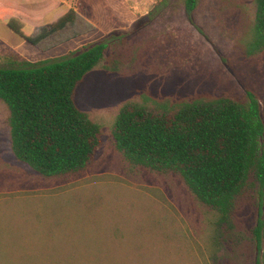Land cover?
Returning a JSON list of instances; mask_svg holds the SVG:
<instances>
[{"label":"rangeland","instance_id":"374dc122","mask_svg":"<svg viewBox=\"0 0 264 264\" xmlns=\"http://www.w3.org/2000/svg\"><path fill=\"white\" fill-rule=\"evenodd\" d=\"M253 1L198 0L189 18L186 0H154L128 15L99 0L90 19L96 30L47 52L3 28L2 44L19 51H0V66L61 60L127 33L117 48L125 58L121 70L93 72L85 87L102 120L144 94L244 97L247 89L257 92L264 118V52L243 53ZM33 30L26 22L23 32ZM258 213L255 195L242 210L249 238L230 264H264V243L259 249L250 232ZM211 216L180 176L134 166L109 138L90 170L64 180L18 163L0 128V264H213Z\"/></svg>","mask_w":264,"mask_h":264},{"label":"trees","instance_id":"16d2710c","mask_svg":"<svg viewBox=\"0 0 264 264\" xmlns=\"http://www.w3.org/2000/svg\"><path fill=\"white\" fill-rule=\"evenodd\" d=\"M198 0H186L189 18ZM246 56L264 52V0L253 1ZM42 52L92 33L96 25L71 8L53 23L24 35ZM128 34L49 63L0 66V128L14 159L33 173L67 180L90 170L109 138L123 157L146 170L180 176L210 212L209 253L213 264H230L249 235L242 210L257 195L259 213L251 228L264 243V118L259 96L231 93L127 98L110 122L97 116L85 95L96 71L117 74L125 63L118 51ZM260 264V261H257Z\"/></svg>","mask_w":264,"mask_h":264},{"label":"crops","instance_id":"0c3cea01","mask_svg":"<svg viewBox=\"0 0 264 264\" xmlns=\"http://www.w3.org/2000/svg\"><path fill=\"white\" fill-rule=\"evenodd\" d=\"M109 1L113 4L111 10L122 11L126 15L129 13L137 14L141 5L154 2V0ZM98 3L99 0H0V37L2 36L3 28L8 30V32L15 33L8 24L11 19H17L24 25H26V22L33 23V32L42 27L44 21L51 19L58 20L71 8L79 11L90 20L98 12ZM24 35L28 36L30 34L24 33ZM20 37L23 38L22 36ZM11 45H3L2 40H0V51H19L15 47L14 49L11 48Z\"/></svg>","mask_w":264,"mask_h":264}]
</instances>
